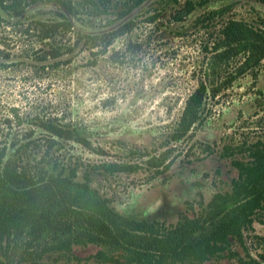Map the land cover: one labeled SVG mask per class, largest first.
<instances>
[{"label": "rangeland", "instance_id": "obj_1", "mask_svg": "<svg viewBox=\"0 0 264 264\" xmlns=\"http://www.w3.org/2000/svg\"><path fill=\"white\" fill-rule=\"evenodd\" d=\"M177 1L168 0L152 21L146 17L160 5L146 2L126 17L135 20L130 30L96 44L75 42L76 34L104 32L122 19L83 8L78 15L67 14L70 29L40 41L36 20L58 18L57 4L31 2L19 16L0 11L4 157L28 155L38 162L51 141L36 125L38 118L73 123L85 129L92 147L52 136L56 141L49 150L61 161H75L78 178L85 169L116 210L164 224L181 215L203 217L211 195L229 190L237 174L233 161L244 159L250 144L264 142V57L227 82L241 56L213 60L212 40L222 18L264 24V3L210 0L178 15L183 0ZM224 5L225 13L203 26L205 11ZM55 44L60 54L52 56L47 50ZM199 80L206 84L199 121L186 135L171 139L183 101ZM21 143L26 149L17 153ZM106 162H126L131 168L103 171L99 165ZM98 250L117 256L102 244L85 243L72 245L68 259L56 253L42 259L46 264H118L97 256ZM251 258L264 264V205L242 225L241 241L231 240L201 264H249Z\"/></svg>", "mask_w": 264, "mask_h": 264}, {"label": "trees", "instance_id": "obj_2", "mask_svg": "<svg viewBox=\"0 0 264 264\" xmlns=\"http://www.w3.org/2000/svg\"><path fill=\"white\" fill-rule=\"evenodd\" d=\"M38 1L57 4L54 11L58 15L56 19L36 20L40 41L53 40L70 29L72 23L67 14L78 15L83 8L110 11L112 19H122L104 32L76 34L75 42L95 43L110 42L114 36L130 30L135 20L126 17L152 0H86L85 4L72 0H0V11L19 16L29 3ZM209 1L183 0L176 12L190 13ZM167 2L158 0L160 6L154 7L155 11L146 19H155ZM227 7L206 10L200 22L205 27L211 25L212 19L222 16ZM212 49L216 61L241 56L235 74L224 80L228 82L264 57V24L255 26L237 18H222ZM47 51L52 56L60 54L56 44ZM205 89V81L199 80L186 96L171 127V139L181 138L198 123ZM10 111L19 122L16 108L10 107ZM35 123L51 140L38 162L28 155L25 159L13 154L4 157L5 148H0V264H46L42 259L46 253L68 259L72 245L85 243L102 244L116 251L115 257L106 256L101 250L96 254L118 264H201L231 240L241 241L242 225L250 221L255 209L264 205V142L250 144L247 156L233 161L237 174L231 179L229 190L211 195L203 217L181 215L175 222L164 224L119 212L91 184L85 169L78 178L75 161H61L49 150L56 141L52 136L92 147L83 127L42 117ZM25 147L18 144L14 151L24 152ZM99 168L111 172L129 170L131 166L126 162H106ZM247 263L263 264L254 258Z\"/></svg>", "mask_w": 264, "mask_h": 264}]
</instances>
